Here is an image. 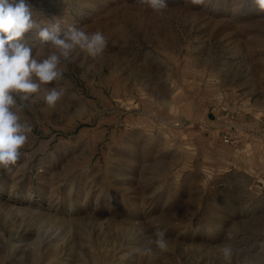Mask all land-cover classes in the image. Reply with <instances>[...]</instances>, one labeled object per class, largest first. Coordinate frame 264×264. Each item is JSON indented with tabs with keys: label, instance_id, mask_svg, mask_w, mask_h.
<instances>
[{
	"label": "rangeland",
	"instance_id": "1",
	"mask_svg": "<svg viewBox=\"0 0 264 264\" xmlns=\"http://www.w3.org/2000/svg\"><path fill=\"white\" fill-rule=\"evenodd\" d=\"M28 3L33 54L57 21L107 47L61 64L54 107L42 92L27 102L22 156L0 169V264H224L225 245L231 264H264V10Z\"/></svg>",
	"mask_w": 264,
	"mask_h": 264
},
{
	"label": "clouds",
	"instance_id": "2",
	"mask_svg": "<svg viewBox=\"0 0 264 264\" xmlns=\"http://www.w3.org/2000/svg\"><path fill=\"white\" fill-rule=\"evenodd\" d=\"M200 2L194 0V3ZM253 2L264 10V0ZM141 3L157 14L168 8L167 0H141ZM33 15L28 0H0V169L5 170H10L21 158L27 143L31 125L22 113L33 94L42 92L45 103L54 107L64 90L45 86L62 77L61 64L70 62L77 50L98 57L107 47V38L102 32L88 33L75 25L61 31L57 21L50 27L40 28V48L33 54V48L24 42L25 34L39 28ZM155 237V245L162 251L167 250L165 233L157 231ZM221 253L224 264H231V247L223 246Z\"/></svg>",
	"mask_w": 264,
	"mask_h": 264
},
{
	"label": "built area",
	"instance_id": "3",
	"mask_svg": "<svg viewBox=\"0 0 264 264\" xmlns=\"http://www.w3.org/2000/svg\"><path fill=\"white\" fill-rule=\"evenodd\" d=\"M223 139L226 141V142H231L233 140H236L234 139V133L231 131V130H228L224 133V137Z\"/></svg>",
	"mask_w": 264,
	"mask_h": 264
}]
</instances>
